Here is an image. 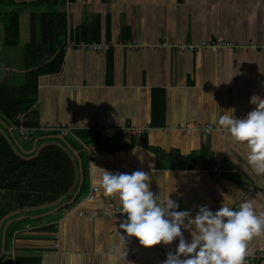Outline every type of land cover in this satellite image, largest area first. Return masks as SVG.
Instances as JSON below:
<instances>
[{
    "label": "crops",
    "instance_id": "crops-1",
    "mask_svg": "<svg viewBox=\"0 0 264 264\" xmlns=\"http://www.w3.org/2000/svg\"><path fill=\"white\" fill-rule=\"evenodd\" d=\"M13 1L27 7L20 15L17 46L3 45L0 22V87L23 86L33 58L45 61L49 57L48 46L36 47L35 52L28 48L33 12L37 16L48 11L63 13L67 41L110 43L112 48L101 53L64 50L60 71L38 78L36 104L28 115L17 116L20 124V115L24 123L34 113L41 128H80L66 139L81 149L77 151L85 167L86 187L71 206L57 211L35 208L31 215L22 213L11 192L0 190L1 247L3 231L15 221L29 216L32 220L45 218L16 223L4 256L14 254L15 261L25 260V264H109L110 257L111 264H162L178 241L146 248L123 233L119 224L125 218L88 215L110 209V197L103 196L93 183L99 168L144 171L153 194L161 202L172 199L177 210L196 211L201 205L213 209L220 205L223 192L237 202L252 200L259 205L256 211L264 212V175L251 173L242 158L247 154L244 144L235 142L227 131L207 136L178 129L187 124L225 128L219 123L220 114L232 108L234 117L244 118L256 107L249 103L250 96H264V0ZM4 10L0 7V12ZM216 38L255 47L183 54L173 51L180 42L200 44ZM123 41H133L137 47L121 46ZM158 42L171 47L155 48ZM95 126L105 130V142L89 131ZM128 126L146 128V134L118 139L116 130ZM0 132L14 146V139L21 147L32 142L31 149L36 138L46 136L39 133L32 141L23 142L18 127L1 112ZM82 144H94L97 152L90 157ZM218 165L222 168L220 178L214 172ZM93 188H98V193L89 201ZM116 203L119 205L117 199ZM78 211L86 214L79 216ZM182 232L186 241L191 239L189 231ZM256 253H264V234L247 242V255ZM246 256L244 264H249ZM253 264H264V260Z\"/></svg>",
    "mask_w": 264,
    "mask_h": 264
},
{
    "label": "clouds",
    "instance_id": "clouds-1",
    "mask_svg": "<svg viewBox=\"0 0 264 264\" xmlns=\"http://www.w3.org/2000/svg\"><path fill=\"white\" fill-rule=\"evenodd\" d=\"M249 103L256 107L244 118L234 117V109L229 108L220 114L219 123L235 142L245 145L247 154L242 158L252 174L261 176L264 175V96L254 94ZM132 151L137 152L134 148ZM99 169L93 183L102 189L103 196L119 201L120 213L126 217L119 224L124 234L135 237L146 248L178 241L175 251L168 252L162 264H244L247 242L264 234V212L258 213L259 205L252 200L237 202L222 192L217 210L201 205L193 216L188 210H177V203L170 198L161 202L150 190L144 171ZM182 229L189 231L190 240L186 241ZM111 260L110 257L109 264Z\"/></svg>",
    "mask_w": 264,
    "mask_h": 264
},
{
    "label": "trees",
    "instance_id": "trees-1",
    "mask_svg": "<svg viewBox=\"0 0 264 264\" xmlns=\"http://www.w3.org/2000/svg\"><path fill=\"white\" fill-rule=\"evenodd\" d=\"M0 7L6 8L0 12L3 45L17 46L20 36V15L27 5L18 4L13 0H0ZM67 32V20L63 13L48 11L39 16L35 12L31 13V42L28 48L35 52L36 47L48 46L49 57L45 61L33 58L31 71L26 73L23 86L0 87V112L5 118L13 121L15 127L21 125L16 119L17 116L28 115L37 102L38 78L41 75L60 71L67 43ZM35 116L34 113L30 115V119L22 125L38 127ZM78 135L82 137L80 132ZM94 138L98 140L97 137ZM67 140L73 148L81 151L71 140ZM31 143L29 146H23L24 149H31ZM23 147L19 149L14 146L11 139L0 132V190L11 192L17 207L22 210V213L29 215L32 214L31 209L49 207V211H53L70 200L79 186L80 174L78 160L68 146L60 140L47 139L40 141L37 150L32 154L23 152ZM82 168L85 177L83 163ZM85 187L84 181L78 199ZM44 219L32 220L29 216L9 225L6 230V251L10 245L12 227L16 223L37 222ZM6 223L7 221L3 224V228ZM15 262L25 264V260L17 259ZM0 264H10V261L4 256L0 259Z\"/></svg>",
    "mask_w": 264,
    "mask_h": 264
},
{
    "label": "built area",
    "instance_id": "built-area-1",
    "mask_svg": "<svg viewBox=\"0 0 264 264\" xmlns=\"http://www.w3.org/2000/svg\"><path fill=\"white\" fill-rule=\"evenodd\" d=\"M121 46H124L126 48H136L137 44L133 41H123L121 43ZM155 48L160 49H169L171 46L167 42H158L154 45ZM255 44H249L248 46H241L240 44H233L231 42L225 41L221 38H216L213 40H205L201 42L200 44H187V43H178L175 46H173V51L178 54L183 53H192L198 50H207V49H216V50H223V49H234V50H241L245 48H254ZM70 48H79L81 50H93L96 52H107L112 48V44H97V43H87V42H75L74 40H68L67 44L64 48V50H68ZM19 120L21 122V125L18 127L19 135L23 142H30L33 140L35 136H37L39 133L44 134H56L61 135L65 138H68L70 136H75V132L80 130V128L76 125H68V126H62V125H55V126H48V127H25L22 125L23 123V117L20 115ZM179 130L190 133L192 131L197 132L202 135H222L227 130L223 127L216 126L213 124H206V125H200V124H187L185 126L179 127ZM89 131L93 136H100L101 139L105 142L107 140V135L105 133V130L102 129L100 126H95L92 128H89ZM118 134V139H127L131 140L132 138H141L146 134V128L141 127H125L122 129L116 130ZM83 148L88 152L89 156L92 157L97 152V147L94 144H82ZM214 172L216 175L220 178L222 173L221 165H218L214 168ZM98 193V188H93L91 192L88 195L89 201H94L95 196ZM110 203V209L107 211H92L89 212V216L91 218L96 217H104V218H126L124 214L120 213V206L116 203V199L113 197L109 198ZM220 205H216L212 211H215L219 208ZM196 211H189L191 215H195ZM76 212V210H75ZM77 214L79 216H83V211H78ZM7 260L10 261V264H16L14 259V254H8L6 256ZM247 261L249 264L258 263L264 260V253H256L253 255H247L246 256Z\"/></svg>",
    "mask_w": 264,
    "mask_h": 264
},
{
    "label": "water",
    "instance_id": "water-1",
    "mask_svg": "<svg viewBox=\"0 0 264 264\" xmlns=\"http://www.w3.org/2000/svg\"><path fill=\"white\" fill-rule=\"evenodd\" d=\"M0 40H1V32H0ZM47 139H57V140H60V141H62L63 143H65V144L68 146V148L73 152V154L75 155V157L77 158L78 163H79L80 183H79L78 190L75 192V194L73 195V197H72L70 200H68L67 202H64V203H62L61 205H59V206L55 209V211H57V210H61V209L65 208V207H67V206H71V205L75 202L76 197H77L78 193L80 192L81 185H82V182H83V169H82V165H81L80 152L77 151V150H75V149L71 146V144L69 143V141H68L65 137H63V136H61V135H46V136H43V137H40V138H36V139L34 140V143H33V148H32L30 151H25V150H23V152L28 153V154H31V153L35 152V150L37 149V144H38V142H39L40 140H47ZM14 142H15L16 146H17L18 148L21 149V145H20V143H19L17 140H15V139H14ZM51 213H52V212H49V213H47L46 215H49V214H51ZM38 217H40V216H38ZM10 222H12V221H9L8 224H10ZM8 224H7V225H8ZM5 231H6V230L3 231V236H2V247H1V250H0V259L3 258L4 254H5V249H6V247H5V244H6V235H5Z\"/></svg>",
    "mask_w": 264,
    "mask_h": 264
},
{
    "label": "rangeland",
    "instance_id": "rangeland-1",
    "mask_svg": "<svg viewBox=\"0 0 264 264\" xmlns=\"http://www.w3.org/2000/svg\"><path fill=\"white\" fill-rule=\"evenodd\" d=\"M6 9V8H5Z\"/></svg>",
    "mask_w": 264,
    "mask_h": 264
}]
</instances>
